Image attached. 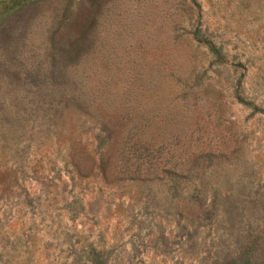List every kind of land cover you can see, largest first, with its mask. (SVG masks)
I'll list each match as a JSON object with an SVG mask.
<instances>
[{
  "label": "rangeland",
  "instance_id": "rangeland-1",
  "mask_svg": "<svg viewBox=\"0 0 264 264\" xmlns=\"http://www.w3.org/2000/svg\"><path fill=\"white\" fill-rule=\"evenodd\" d=\"M0 264H264V0H0Z\"/></svg>",
  "mask_w": 264,
  "mask_h": 264
},
{
  "label": "trees",
  "instance_id": "trees-1",
  "mask_svg": "<svg viewBox=\"0 0 264 264\" xmlns=\"http://www.w3.org/2000/svg\"><path fill=\"white\" fill-rule=\"evenodd\" d=\"M192 38L199 44H203L205 45L208 50L211 52V54H214L216 55V51L214 50V48L212 47V45L208 42V40H206L205 38H203L201 35H200V31L199 30H195L193 33H192ZM174 176H171V178L169 179L170 183L172 184H176L175 182V179L173 178Z\"/></svg>",
  "mask_w": 264,
  "mask_h": 264
}]
</instances>
